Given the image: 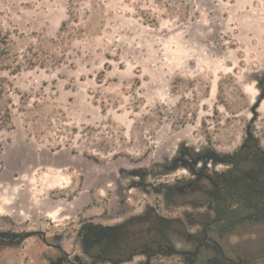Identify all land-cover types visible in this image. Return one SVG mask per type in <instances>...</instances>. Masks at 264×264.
Masks as SVG:
<instances>
[{
  "label": "rangeland",
  "instance_id": "obj_1",
  "mask_svg": "<svg viewBox=\"0 0 264 264\" xmlns=\"http://www.w3.org/2000/svg\"><path fill=\"white\" fill-rule=\"evenodd\" d=\"M0 29V264H139L105 253L131 226L191 248L208 195L176 187L264 148V0H0ZM233 227L226 254L264 264V214Z\"/></svg>",
  "mask_w": 264,
  "mask_h": 264
},
{
  "label": "flooded vegetation",
  "instance_id": "obj_2",
  "mask_svg": "<svg viewBox=\"0 0 264 264\" xmlns=\"http://www.w3.org/2000/svg\"><path fill=\"white\" fill-rule=\"evenodd\" d=\"M202 178H207L211 182L210 189L205 190L200 185L194 187L192 182L177 189L182 194H186L189 190L207 194L208 209L216 216L213 217L210 212L206 213L200 232L185 234L186 241L192 242L193 246L181 249L186 253L180 255L190 262L241 264V260L236 262L226 254L221 247L220 239L233 232V226L240 222L242 217L258 219L264 214V148L254 135L249 134L236 154L227 158L226 168L222 172L201 173L197 181ZM249 199L253 200L252 208L246 207V200ZM246 214L248 217L244 216ZM83 236L87 238L86 229L83 230ZM141 237L133 238L126 243L129 249L125 252L122 247V251L118 254L119 262H133L138 255H143L145 260L139 264H154V258L160 253L169 252L168 246L172 245L167 243L166 237L162 235ZM114 240L116 244L119 243L116 238ZM204 247L211 251V255L207 256L206 260L200 258ZM108 258L112 259V257Z\"/></svg>",
  "mask_w": 264,
  "mask_h": 264
},
{
  "label": "trees",
  "instance_id": "obj_3",
  "mask_svg": "<svg viewBox=\"0 0 264 264\" xmlns=\"http://www.w3.org/2000/svg\"><path fill=\"white\" fill-rule=\"evenodd\" d=\"M10 34L9 33H5L3 31V29H0V51L1 52H4L5 54H9V50H11V47H10ZM3 88V87H2ZM2 88L0 89V96H2ZM1 105H2V100L0 99V120L2 121V123H7L8 121H10L11 117H10V112L7 114V116H4L2 113H1ZM177 188L179 187H176V190H178ZM211 188V187H210ZM210 188H206L204 187L205 190L207 189H210ZM179 191V190H178ZM180 192V191H179ZM205 192V191H204ZM253 200L249 199V200H246V207L247 208H252L254 205L252 204ZM135 227H129L127 228V232L124 233V234H128L129 235V238L128 240H126L124 243H128L130 240H132V234L131 232H133V229ZM87 230V238L92 242L94 240H99V239H104L106 241H108L109 244L115 246L117 245L115 240H114V229L111 228V227H103L102 225H96V224H93V223H90V224H87L85 225L83 228H82V232L83 230ZM122 234L121 237L124 235ZM120 237V238H121ZM119 243H122L121 241H119ZM127 245V244H126ZM124 247V246H123ZM121 247H116L115 246V249L114 250H109L107 252H105L107 255H111L113 253H116V254H119L120 251H122ZM102 253V252H100Z\"/></svg>",
  "mask_w": 264,
  "mask_h": 264
},
{
  "label": "water",
  "instance_id": "obj_4",
  "mask_svg": "<svg viewBox=\"0 0 264 264\" xmlns=\"http://www.w3.org/2000/svg\"><path fill=\"white\" fill-rule=\"evenodd\" d=\"M37 232L35 231H32V232H27L25 235H15L14 237L11 238V240L15 239V238H18V237H30L32 235H35ZM44 240H46V237H45V234H44ZM170 253H176V254H183V253H186V251H183V250H179L177 248H175L174 246L172 245H169L168 246V249H167ZM151 256L149 257V260H150Z\"/></svg>",
  "mask_w": 264,
  "mask_h": 264
}]
</instances>
